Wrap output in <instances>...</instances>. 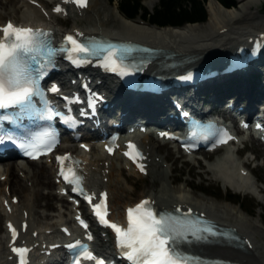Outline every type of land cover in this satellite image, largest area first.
Wrapping results in <instances>:
<instances>
[{
  "label": "bare ground",
  "instance_id": "1",
  "mask_svg": "<svg viewBox=\"0 0 264 264\" xmlns=\"http://www.w3.org/2000/svg\"><path fill=\"white\" fill-rule=\"evenodd\" d=\"M34 1L39 2L40 0ZM259 1L239 0L236 6L226 8L218 0H208L210 15L205 22L161 27L150 24L146 22L147 20L142 21L125 17L117 9L116 11H106L107 8L103 0H88L86 7L76 6L75 8L66 0H55L63 7H67L68 12L76 11L81 20H86L83 25L76 22L69 29H64L58 23H53V17L58 13H55L53 8L48 9L41 1L39 4H33L31 0H20L21 4L18 5L14 3V0H0V24L5 20H3V15H7L17 22L48 24L55 29V33L63 30H77L85 33H101L112 37L132 38L160 47L164 53H172L173 58L181 60V63L176 65L177 68H180L182 65L188 66L205 60L209 62L218 61L228 52H232L238 44L243 43L242 39L245 41L250 35H256L258 31H264V19L257 17ZM157 2L159 0H149L150 7L155 6ZM262 57H264V51ZM159 58L151 63L150 67L153 66L152 69L158 70L164 66L163 60L159 62ZM244 84L240 87V96H244L246 103H250L252 97L248 93V88L247 90L244 89ZM102 86L112 94L113 88L117 85L114 82V86H112L109 84V80L105 78ZM199 95L201 96V94ZM114 97L119 100V94L114 95ZM193 98H197L196 93L193 94ZM166 99L164 93L159 100L165 103ZM130 100L134 103L126 102V115L134 116L144 112L150 113L148 112L150 109L146 105L144 107L140 99L132 98ZM188 100H190V96ZM164 120L162 119V121ZM62 140H65V138ZM140 141L147 153L145 159L147 161V172L152 174L154 182L164 179L167 169L164 168L163 162L170 154L169 150L163 156L159 154L162 151V143L156 134L152 132L140 133ZM71 146L75 145L71 144L64 147V149ZM92 149L89 151L90 154L88 152L83 154L87 169V181L92 190L95 188H106L108 190L112 217L123 216L124 207L134 203L129 201L131 197L126 194L127 187L120 177L123 172L121 169L122 163L119 161L120 156L117 153L113 156L105 155L100 147H93ZM229 152L222 155L220 160L215 161L210 171L216 174L223 185L233 190L261 193V189L250 179L252 170L235 162V157ZM6 160L8 161L0 160V221L5 220L3 230H0V264H14L11 249L19 245L31 247L32 258L37 257L36 263H38L42 257L38 254L49 249L59 235L60 228H55V225L60 226L64 221L73 222L72 209L69 204L65 210L59 211L58 214L46 211L47 208L50 209L49 207L54 205V198L60 200L64 197L56 190L46 194L42 193L43 186L52 187L55 184V173H53L55 170L48 159L26 160L23 163L11 159ZM123 165L138 176L143 174L127 162ZM115 171L118 173L117 177L114 176ZM3 174L6 177L1 179ZM26 181H31L29 187L26 186ZM165 185L161 183L158 188H153L152 192L145 193L143 196L151 198L161 207H171L177 204L180 206H193L204 211L205 214L215 219L219 224L230 225L235 228L247 240L243 247L217 241L203 243L199 246L194 244V247L200 252L209 256L229 258L242 264H264V226L260 223L257 224L256 218L253 220L249 216L244 217L241 214V206L231 203L212 206L202 200L184 195L182 191L172 193ZM44 197L49 198L45 204L42 202ZM14 198L16 199L14 200ZM261 198L264 200V194L261 195ZM4 199L10 201L12 211H8L3 206ZM41 208L45 209L41 211ZM8 219H13L22 230L16 240H13V235L7 227L6 221ZM24 223L27 226L25 231L23 230ZM256 235H260L263 241L256 238ZM94 246L105 252L110 250L103 248L102 241L95 242ZM44 263V260L40 262V264Z\"/></svg>",
  "mask_w": 264,
  "mask_h": 264
},
{
  "label": "snow or ice",
  "instance_id": "2",
  "mask_svg": "<svg viewBox=\"0 0 264 264\" xmlns=\"http://www.w3.org/2000/svg\"><path fill=\"white\" fill-rule=\"evenodd\" d=\"M73 2L81 7L87 6V0H73ZM55 10L62 11L60 8ZM0 31L3 32V37L0 38V109H18L20 115L28 112L39 113L40 118L47 120L55 119L60 115L52 109L50 103H47L43 112H39V106L36 103V100L44 95L39 82L47 75V70L53 64V58L57 52L65 53L67 58L73 60L78 66L91 62V58H95L100 66L109 71L120 75H127L129 72V68L124 63L127 49H117L112 45L85 44L72 34L65 37L63 47L56 48L48 39L50 33L46 30L16 26L11 22ZM185 79H191V76ZM50 90L58 89L53 87ZM5 135L0 133V143L4 142ZM192 136L196 137L197 133L193 132ZM53 137V132L44 131L32 142L22 143L21 146L31 149L32 151L26 154L32 155V152L38 151L41 146L50 149L55 143ZM225 137L220 140L221 143L232 139L226 130ZM7 138L12 139L11 136ZM129 148L133 151L126 153L127 155L134 160L137 157L142 158V153L136 145L130 142ZM111 150L110 148L109 151ZM72 159L70 154L58 157L61 162ZM140 167L143 170V165ZM61 175L66 182L74 185L73 191L84 195L85 199L92 203V195L86 193L83 187V176L79 174L78 169L62 167ZM106 196V193L103 194L104 199L101 203L93 204L95 215L101 223L116 232L118 246L131 264H189V257L182 251L181 243L187 242L190 238L200 240L205 238V234L213 233L210 225L201 226L199 221L190 219L191 209L181 215H176L180 212L179 209L175 212H157L154 203L148 200L141 201L140 204L127 210L128 226L125 228L107 219ZM81 223L87 228L83 220ZM12 232L15 239L17 233L14 227ZM67 247L70 249L79 247L81 249L79 256L96 261V264H106L102 259H97L88 250V246L81 241H75ZM13 251L20 256V264H27L26 254L30 251L29 249L14 247ZM74 264H79V260H75Z\"/></svg>",
  "mask_w": 264,
  "mask_h": 264
},
{
  "label": "rangeland",
  "instance_id": "3",
  "mask_svg": "<svg viewBox=\"0 0 264 264\" xmlns=\"http://www.w3.org/2000/svg\"><path fill=\"white\" fill-rule=\"evenodd\" d=\"M54 1L55 0H41V2L45 4V6H47V8L49 9L52 7ZM263 1L264 0H260L258 3L259 12L257 17L261 19H264V12L261 7ZM238 2L239 0H236V3ZM14 3L18 5L21 4L20 0H14ZM103 3L107 8L106 11H116L117 0H103ZM207 3L208 1H205L207 15L209 18L210 9ZM143 4L149 10H152L154 7H150L149 0H143ZM157 4L158 2L155 5ZM252 8L255 9L254 6H252ZM117 11L119 12L118 9ZM79 17V14L73 11L69 12L67 15L56 14V16L53 17V23H58V25L62 26L64 29H69L76 22L80 25L86 23L85 19L81 20ZM136 17L137 18L135 20H140L138 16ZM7 18V15H3V20ZM262 66H264V61ZM245 82L246 81L241 78L239 81V86L241 87V85ZM244 86V89L247 90L248 84L245 83ZM237 90L238 89L236 88L235 91ZM161 147L162 151L159 152L161 156H163L165 152H167V150H169L170 154L167 155V158H165L166 160L163 162L164 168L167 169V174L165 175L164 179L162 178L160 180H157L156 182H154V177L151 173H143L141 176H138L136 173L131 172L125 165H123L122 161H120V163H122L121 169L123 170L120 177L127 187L126 194L131 197V199L129 200L130 202H134L145 193L152 192L154 189L158 188L161 183H164V185L166 184L165 186L172 193H179V191H182L184 195L202 200L203 202L212 206H222L226 203L241 206V214L244 217L249 216V218L253 220L256 218L255 221L257 222V224L260 223L262 226H264V200L261 198V195L264 194V148L258 142L250 141L249 143H247L246 147L248 150L244 152L237 151L235 153V162L244 165L249 170H252L250 179H252L253 182L261 189V193L259 194L258 192H240L237 190H233L230 187L223 185L222 181L217 178L216 174L210 171V168L214 165V162L220 160V157L224 155L223 151H218V153L216 154H210L204 159L196 160L195 158L188 160L187 158L180 157L177 153V150H174L171 146L169 147L161 144ZM253 154H256V158L252 160ZM159 157L160 156L158 155V158ZM114 176H118L117 171L114 172ZM30 182L31 181H26L27 187H29ZM55 189V184L52 187L43 186L42 193L46 194ZM228 191H230L231 193L240 194V201L242 203L237 202L235 200L236 196L234 195L232 197H228ZM48 199V197H44L42 199V202L45 204ZM53 203L54 205L50 206V209L47 208L46 211L49 213L58 214L59 211L65 210L66 206L69 205L70 202L63 197L60 200L54 198ZM44 209L45 208H41L40 210L42 211ZM4 225L5 220L0 221L1 231L3 230ZM55 228H59V225H55ZM256 238L263 241L260 235H256Z\"/></svg>",
  "mask_w": 264,
  "mask_h": 264
},
{
  "label": "trees",
  "instance_id": "4",
  "mask_svg": "<svg viewBox=\"0 0 264 264\" xmlns=\"http://www.w3.org/2000/svg\"><path fill=\"white\" fill-rule=\"evenodd\" d=\"M113 1V0H110ZM143 0H117V8L126 17L134 18L140 15L153 25L183 26L187 23L205 22L208 18L205 1L208 0H159L158 4L149 10L144 6ZM226 8L236 6V0H218ZM236 3V4H235ZM264 11V1L261 5ZM183 24V25H182ZM228 197L236 196L235 200L240 202V194L227 192ZM227 197V198H228ZM230 199V198H229Z\"/></svg>",
  "mask_w": 264,
  "mask_h": 264
}]
</instances>
